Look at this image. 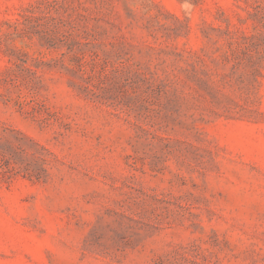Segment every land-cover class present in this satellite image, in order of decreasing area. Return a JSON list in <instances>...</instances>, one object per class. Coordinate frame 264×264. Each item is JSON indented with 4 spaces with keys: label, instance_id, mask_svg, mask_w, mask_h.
Masks as SVG:
<instances>
[{
    "label": "rangeland",
    "instance_id": "obj_1",
    "mask_svg": "<svg viewBox=\"0 0 264 264\" xmlns=\"http://www.w3.org/2000/svg\"><path fill=\"white\" fill-rule=\"evenodd\" d=\"M0 264H264V0H0Z\"/></svg>",
    "mask_w": 264,
    "mask_h": 264
}]
</instances>
